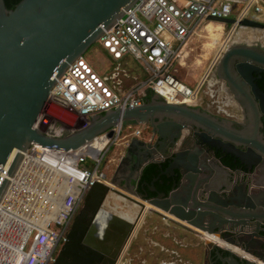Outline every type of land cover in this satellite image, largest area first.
<instances>
[{
	"label": "water",
	"instance_id": "water-1",
	"mask_svg": "<svg viewBox=\"0 0 264 264\" xmlns=\"http://www.w3.org/2000/svg\"><path fill=\"white\" fill-rule=\"evenodd\" d=\"M133 1L20 0L8 10L0 0V168L9 154L17 150L7 171L10 177L21 158L20 152L31 143L50 150H74L103 133L112 138L113 127L122 130L146 125L150 130L149 141L130 137L125 144L123 155L107 182L115 189L101 182L88 188L53 264H115L123 249L116 247V236L124 229V220L116 218L115 223L108 222L103 232L94 225L108 193L138 205L141 210L145 202L151 207L146 212L195 235L198 234L191 228L216 235L254 259H243L206 241L203 264H211L210 250L214 248L228 253L221 257L216 252L220 264H262L264 173L258 191L248 194L244 183H235L230 169L209 151L219 150L240 164H245L246 157L260 159L264 170V120L261 119L264 91L255 83L264 75L263 47L230 43L215 69V78L224 82L243 112L241 124L211 115L199 107L166 104L151 95L140 106L93 115L84 127L59 137L33 127L47 103L54 83L53 73L56 77L61 75ZM209 19L225 24L233 22L231 18ZM238 25L264 30V22L249 19ZM177 143L176 150H172ZM165 158L167 166L151 180L149 190L154 191L152 184L160 175L174 177L176 172L178 180L166 195L157 193L145 198L136 191L141 171L150 163L159 165ZM7 182L0 177V197ZM132 229L127 231L123 244Z\"/></svg>",
	"mask_w": 264,
	"mask_h": 264
},
{
	"label": "built area",
	"instance_id": "built-area-1",
	"mask_svg": "<svg viewBox=\"0 0 264 264\" xmlns=\"http://www.w3.org/2000/svg\"><path fill=\"white\" fill-rule=\"evenodd\" d=\"M209 18L233 19L226 24L230 34L227 45L236 33L234 30L243 28L238 22L243 19L264 22V0H134L122 9L112 25L102 30L97 42L117 67L126 60L137 62L141 77L121 86L119 71H111L101 79L80 56L58 77L53 73L54 83L47 98V103L63 110L72 120L68 124L58 125L56 120L46 123L41 112L33 127L59 137L84 127L93 115L140 106L146 94L155 95L166 104L200 108V93L207 95L215 87L213 67L219 57L211 60L192 85L174 76V66L183 46L205 22L214 21ZM120 131L113 127L110 139L104 133L97 136L95 139L106 142L94 155L88 153L93 151L92 141L66 151L31 143L20 152L21 158L10 177L7 171L18 151L9 154L0 168V177L8 181L0 197V202L7 201L8 211L7 217L0 221V235L4 234L0 264L54 263L86 191L95 182L106 181L102 166L104 151ZM139 134L140 128H135L130 137ZM50 208H54L52 218L39 224L36 220Z\"/></svg>",
	"mask_w": 264,
	"mask_h": 264
},
{
	"label": "rangeland",
	"instance_id": "rangeland-1",
	"mask_svg": "<svg viewBox=\"0 0 264 264\" xmlns=\"http://www.w3.org/2000/svg\"><path fill=\"white\" fill-rule=\"evenodd\" d=\"M214 26L220 27L224 31L221 38L223 41L228 27L221 24ZM236 29L234 30L236 32L235 35L229 41L230 43L254 44L251 41L258 40L255 44L264 47V30ZM191 40L192 42L187 46L185 54L181 59H178L174 66V76L189 85H192L205 70L219 48V44L212 45L213 40L209 29L208 31L204 29L201 37L191 38L189 41ZM229 42L225 45V48L230 44ZM82 58L101 79L111 71H119L118 81L122 84L121 86H128L141 77V70L137 62L126 60L119 65L120 67H117L114 62L108 59L97 41L86 50ZM120 69L124 70L122 71L123 73ZM199 97L201 106L206 105L211 100L210 97L208 98L202 92ZM210 111L213 112V109L211 108ZM41 114L43 119L47 121L46 123L56 120L57 122L68 124L72 120L70 115L52 103H46ZM135 128H140L138 138L149 141L150 130L146 125L123 128L117 139L104 151L102 166L106 175V182H108L118 159L123 155L126 139L133 135ZM102 206L103 210L106 209L105 211L112 214V219L108 220L106 224L108 222L115 223L116 214L131 207L130 201L125 200L122 202L117 200L113 193L107 194ZM146 210L142 214L140 224L138 223L135 232H132L133 235H131L124 250L118 256L116 260L117 262L119 259L118 264H203V256L207 244L202 237L194 236L192 235L193 233H189L177 225L163 220L152 212H146Z\"/></svg>",
	"mask_w": 264,
	"mask_h": 264
},
{
	"label": "flooded vegetation",
	"instance_id": "flooded-vegetation-1",
	"mask_svg": "<svg viewBox=\"0 0 264 264\" xmlns=\"http://www.w3.org/2000/svg\"><path fill=\"white\" fill-rule=\"evenodd\" d=\"M220 56H219L218 60L216 61V63L214 64L213 75L215 74V69L217 67ZM214 78H215V76H214ZM259 81L260 82L262 81V84L264 85V75L263 74H261L260 79L255 80V83L257 84L258 87H259V85H258ZM259 89L262 90L260 87H259ZM262 91H264V90H262ZM207 97L208 98L210 97L211 100H209V102L206 105L200 106L201 109H203L207 113L214 115V116H217L219 118H226V119L232 120L235 124H241L242 123V121H243L242 113L243 112H242L241 108L238 106V104L234 101L232 95L229 93L228 89L226 88V86H225L224 82H222V80L218 79L217 77L215 78V87L210 92H208ZM211 108L213 109V112L210 111ZM261 119L264 120V115L261 116ZM177 147H178V143L175 144V147H173L172 150H176ZM209 152H210V154H213L214 157H217V159H219V161L222 160V158H229L230 159V162L234 167L233 168L228 167V166H226V167H228L230 169V171L233 175L232 179L234 180L235 183H244L245 191L248 194H254L258 191L257 186L260 182L259 179H260V176H262V174L264 173L263 167L260 166V159L258 160V159H254L252 157H248V158L246 157L245 158V164L244 163L240 164L232 156H230L228 154H224L219 150L214 149V150L209 151ZM165 157L167 159L169 158L168 153L165 154ZM166 158L164 161L167 160ZM94 225H95V229H97V231H99V232H103V230H105L107 228L106 224H103V222H101V218L99 217L98 214H96V217L94 219ZM117 234L118 235L116 236L117 237L116 247L119 248L123 244V238H124L125 234H124L123 230H121ZM112 236L114 237V235H112ZM211 239L212 238L210 237V240ZM213 242L219 243V240L218 241L214 240ZM124 244H123L124 247L122 246L123 249H121V252L124 250L127 242ZM225 248H228L231 251L239 254L240 256H243L241 253L235 251L233 248L229 247L227 244H225ZM211 251H214V256L216 258L217 250H215V248H214V249H211L210 252ZM211 262H212V258H211Z\"/></svg>",
	"mask_w": 264,
	"mask_h": 264
},
{
	"label": "bare ground",
	"instance_id": "bare-ground-1",
	"mask_svg": "<svg viewBox=\"0 0 264 264\" xmlns=\"http://www.w3.org/2000/svg\"><path fill=\"white\" fill-rule=\"evenodd\" d=\"M216 24H218V25H222V26H225V27H228L226 24H222L221 22H219V21H207V22H205L202 26H201V28L196 32V34L193 36V38L192 39H194V38H196V37H201L202 36V33L204 32V29H205V31H208V29L210 30V34H211V38H212V40H213V42H212V45L213 46H215V45H218L219 44V48H218V52L215 54V56L213 57V59L215 58V57H219L220 55H221V52H223V50L225 49V45H226V41L229 39V36H230V34L229 33H227V34H225V38L223 39V41L221 40V38H222V36H223V33H224V31L220 28V27H215L214 25H216ZM246 29V28H245ZM237 30V29H236ZM251 30H253V29H251ZM223 31V32H222ZM256 31V30H255ZM249 33V32H248ZM264 38V37H263ZM237 39V38H236ZM263 40V39H262ZM231 41V40H230ZM256 41H258V40H255V41H251L252 43H254L255 44V42ZM192 42V40L191 41H189V42H187L184 46H183V48H182V51H181V53H180V55H179V59H181L182 57H183V55L185 54V51H186V48H187V46L190 44ZM54 127H55V125H54ZM56 128V127H55ZM106 142V139H102L101 141H98V139H95V140H93L92 142H91V148H93V151L92 150H89V154L90 155H94L96 152H98V151H100V149L102 148V146H103V144ZM106 185H108L110 188H114L113 186H110L106 181L104 182ZM115 189V188H114ZM123 194H125L124 192H122ZM115 195V194H114ZM115 197H116V199L117 200H120V201H125L122 197H119V196H117V195H115ZM129 197H131V196H129ZM111 198V197H110ZM131 198H133V197H131ZM135 199V198H134ZM135 200H137V199H135ZM13 201L15 202L16 201V198L14 197L13 198ZM138 201V200H137ZM140 202V201H139ZM108 203V202H107ZM142 204H143V206H144V208L141 210V208H139V206L138 205H136V204H133V203H131L130 202V205H131V207H129V209L127 208L125 211H123V212H119V213H117L116 215H117V219H122V220H125L123 223V228L124 229H122L123 231H124V234H125V236L124 237H126V235H127V231L129 230V228L131 229L132 227H133V229H132V231H131V235H133V233L135 232V230H136V226H138V223L140 222V220H141V217H142V214H143V212L146 210V209H148V208H151L147 203H145V202H142ZM105 205V204H104ZM122 205V204H121ZM106 206V205H105ZM31 209L33 210L35 207L33 206V204H31ZM103 207V206H102ZM108 207V206H107ZM115 208V207H114ZM120 208V207H119ZM118 209V208H117ZM123 209V208H122ZM106 210V209H105ZM105 210H103L102 208L97 212V214L99 215V217L101 218V222H103V224H106V222L108 221V220H110V219H112V214H110V213H108L107 211H105ZM112 210V209H111ZM7 213H8V211H7V201H1L0 202V221H1V219H5V217H7ZM32 213V212H31ZM35 213H36V211H35ZM54 213V208H50L47 212H45V213H43L44 215L42 216V218H40L39 220H36L39 224H42V222H41V220H49L50 218H52V216L54 215L53 214ZM28 216H30V215H28ZM27 217V216H26ZM127 221V222H126ZM140 224V223H139ZM130 226H132V227H130ZM191 228V227H190ZM192 230H194L200 237H202L204 240H206V241H210V236H214V237H217L216 235H213V234H206V233H204V232H201V231H199V230H197V229H195V228H191ZM133 232V233H132ZM131 235H130V237H131ZM4 237V234H1L0 235V242H2L1 241V239ZM130 237H129V239H130ZM134 237V236H133ZM129 239H128V241H129ZM217 239H219L218 237H217ZM125 240L123 239V242H124ZM127 241V242H128ZM213 244H216V245H218V246H220V247H223V248H225V243L221 240V239H219V243H213ZM230 247V246H229ZM119 248H122V245L119 247ZM231 248H233V247H231ZM228 249V248H227ZM235 251H237V252H239V253H241L245 258H247V255H245V254H243L240 250H238V249H235V248H233ZM229 250V249H228ZM231 251V250H230ZM235 253V252H234ZM235 254H237V253H235ZM239 255V254H238ZM240 256V255H239Z\"/></svg>",
	"mask_w": 264,
	"mask_h": 264
},
{
	"label": "trees",
	"instance_id": "trees-1",
	"mask_svg": "<svg viewBox=\"0 0 264 264\" xmlns=\"http://www.w3.org/2000/svg\"><path fill=\"white\" fill-rule=\"evenodd\" d=\"M20 0H3L4 6L6 9L10 10L12 9ZM259 87L264 90V85L262 84V81L258 82ZM150 98V94H146L144 97V101H148ZM222 164L225 166L233 168L234 166L231 164L229 158H222L220 160ZM167 166V162L164 161L160 163L159 165L157 164H148L146 165L140 174L139 180L136 185V191L142 195H144L145 198H151L155 196L157 193H163L164 195L167 194V192L171 189V185L173 182H176L178 180V174L175 172L174 177H166L163 175H160L157 180L152 184L154 191L149 190V183L153 178H155L161 170H164L165 167ZM262 235H264V231L261 232ZM217 252L221 257H226L228 256V253L224 250L221 249H216ZM210 257L212 258L211 264H220L218 260L214 256V251L210 252Z\"/></svg>",
	"mask_w": 264,
	"mask_h": 264
},
{
	"label": "crops",
	"instance_id": "crops-1",
	"mask_svg": "<svg viewBox=\"0 0 264 264\" xmlns=\"http://www.w3.org/2000/svg\"><path fill=\"white\" fill-rule=\"evenodd\" d=\"M191 233V232H189ZM194 236H196L194 233L192 234ZM199 236V235H198ZM212 239L210 240L211 242H213L214 240L218 241L219 239H217V237H214V236H210ZM206 241V240H205ZM214 243V242H213ZM223 248V247H222ZM224 249H227V248H224ZM230 250V249H229ZM233 252V251H232Z\"/></svg>",
	"mask_w": 264,
	"mask_h": 264
}]
</instances>
